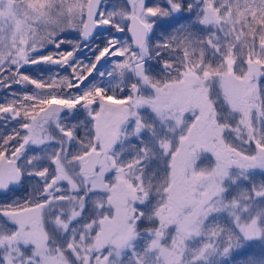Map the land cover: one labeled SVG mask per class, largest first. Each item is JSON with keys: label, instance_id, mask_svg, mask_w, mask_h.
<instances>
[{"label": "snow or ice", "instance_id": "1", "mask_svg": "<svg viewBox=\"0 0 264 264\" xmlns=\"http://www.w3.org/2000/svg\"><path fill=\"white\" fill-rule=\"evenodd\" d=\"M0 264H264V0H0Z\"/></svg>", "mask_w": 264, "mask_h": 264}]
</instances>
